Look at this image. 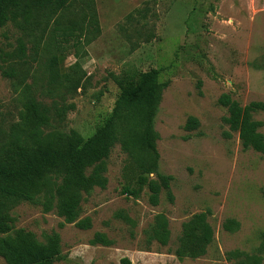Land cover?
I'll return each instance as SVG.
<instances>
[{
  "label": "rangeland",
  "instance_id": "obj_1",
  "mask_svg": "<svg viewBox=\"0 0 264 264\" xmlns=\"http://www.w3.org/2000/svg\"><path fill=\"white\" fill-rule=\"evenodd\" d=\"M95 6L101 33L87 46L83 34L67 41L60 63L62 118L47 131L62 130L81 146L103 125L118 95L109 73L157 69L166 83L154 118L159 159L146 178L161 184L159 174L170 175L174 199L161 187L158 204H151L147 184L139 186V171L116 144L105 160V187L80 193L73 222L58 213L54 189L60 180L51 177L36 202L10 210V234L24 229L43 242L56 233L61 251L53 264H120L123 257L132 264H249L253 258L264 264V154L243 149L217 102L223 93L242 106L264 101V0H95ZM58 34L46 35L35 52L27 45L24 84L0 74V140L18 121L25 92L51 103L45 90ZM19 36L11 23L0 27V57L7 62L15 58ZM75 62L83 67L75 74H84L69 75ZM190 116L198 120L192 131L185 129ZM252 118L264 134V110ZM125 187L137 195L123 193ZM197 213H205L212 240L204 255L179 258L183 224ZM160 214L168 222L167 244L149 234ZM84 219L90 225L80 228ZM96 233L109 244H92ZM0 264H6L1 257Z\"/></svg>",
  "mask_w": 264,
  "mask_h": 264
},
{
  "label": "trees",
  "instance_id": "obj_2",
  "mask_svg": "<svg viewBox=\"0 0 264 264\" xmlns=\"http://www.w3.org/2000/svg\"><path fill=\"white\" fill-rule=\"evenodd\" d=\"M78 7V12L72 10ZM71 14V16H67ZM11 23L19 32L12 61L0 57L2 77L23 83L29 76L27 51H36L49 33L59 31L55 40V52L49 60L46 81L48 105L25 92V101L18 111V121L12 124L6 139L0 140V257L6 264H53L60 255V239L56 233L48 234L43 242L24 229L12 231L10 210L20 202H36L42 188L54 177L60 180L54 189L58 198V213L68 223L77 218L81 192L91 193L94 187L104 188L105 160L111 149L118 144L136 175L140 187L147 184L151 204H158L160 188L163 187L170 202L174 197L170 190V175L159 174L161 184L148 180L145 173L157 171L159 155L156 149L158 134L154 118L166 83L158 80L155 68L146 71L126 72L122 75L109 73L119 92L111 112L103 125L88 136L81 146H75L62 130L47 131L53 121H60L62 111L61 78L65 73L60 63L67 55V41L83 34V45L93 42L101 33L95 0H0V27ZM80 45V44H79ZM72 46H77L73 43ZM6 55V54H5ZM83 72L79 62L69 68V75ZM225 107L224 122L238 133L243 149H253L264 154V134L258 132L260 121L252 113L264 110V101H252L240 105L230 94L223 93L217 100ZM198 120L188 117L185 129L195 130ZM91 172L86 174V170ZM123 193L136 196L137 191L128 187ZM80 228L89 227V220L77 223ZM150 238L167 244L168 222L163 215L156 216ZM264 239V232L262 233ZM212 240V228L205 213L194 214L183 224L182 235L175 249L179 258H197L205 254ZM92 244H109L101 233H96ZM120 264H132L123 257ZM239 264H247L240 262ZM249 264H259L253 258Z\"/></svg>",
  "mask_w": 264,
  "mask_h": 264
},
{
  "label": "water",
  "instance_id": "obj_3",
  "mask_svg": "<svg viewBox=\"0 0 264 264\" xmlns=\"http://www.w3.org/2000/svg\"><path fill=\"white\" fill-rule=\"evenodd\" d=\"M148 175V173H145V176Z\"/></svg>",
  "mask_w": 264,
  "mask_h": 264
}]
</instances>
